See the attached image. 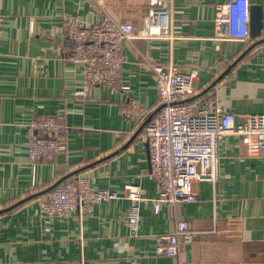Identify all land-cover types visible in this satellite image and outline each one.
<instances>
[{"label":"crops","instance_id":"1","mask_svg":"<svg viewBox=\"0 0 264 264\" xmlns=\"http://www.w3.org/2000/svg\"><path fill=\"white\" fill-rule=\"evenodd\" d=\"M225 1L0 0V264H178L156 253L155 235L181 219L195 231L182 247L189 264H264V148L255 135L221 141L219 176L193 182L197 200L164 204L159 212L151 200L159 184L144 125L158 109L159 89L150 63L198 67L192 100L232 111L239 122L264 112V0H250L263 5V28L253 37L249 20V39L217 33L216 4ZM154 8L167 12L163 35L142 33ZM105 11L134 25L123 48L125 87L93 85L78 97L82 66L67 59L72 43L64 26L72 16L99 22ZM234 19L242 25L241 7ZM132 99L153 111L128 116ZM55 112L70 125L67 149L31 162L27 124ZM77 174L119 197L47 220L41 202L50 187ZM129 184H140L147 197L137 230L128 223Z\"/></svg>","mask_w":264,"mask_h":264},{"label":"built area","instance_id":"2","mask_svg":"<svg viewBox=\"0 0 264 264\" xmlns=\"http://www.w3.org/2000/svg\"><path fill=\"white\" fill-rule=\"evenodd\" d=\"M238 7L242 8L244 15L241 26L234 19ZM166 13L163 8L152 9L144 21L142 33L163 35ZM249 20L250 0H227L216 4L214 21L219 35L249 39ZM2 24L0 14V38ZM64 32L72 43L67 59L82 66L83 88L75 91L76 96L85 95L86 89L93 85L114 89L125 87L121 83L125 62L123 48L134 32L132 22L115 19L105 11V17L95 23H86L78 16L68 17ZM261 45L264 46V41ZM150 64L156 75L159 99L157 111L144 125V134L148 141L152 175L159 184V195L151 200L159 212L164 204L197 200L193 188L195 180L216 181L219 176V144L228 135H255L258 146L264 148V112L252 114L239 122L232 111L212 102L192 100L196 93L198 67L185 71L173 62ZM153 109L132 99L124 107V112L142 119ZM69 128L64 112L30 120L27 136L31 162L54 159L66 150ZM127 189L132 199L128 223L137 230L140 203L147 197L140 184H129ZM118 197L117 191L107 187L95 188L88 175L77 174L54 186L49 198L41 202V210L49 220L77 208L92 211L97 203ZM194 232L189 220H178L171 232L155 235L156 253L174 257L178 264H189L183 257L182 247L183 243L192 241Z\"/></svg>","mask_w":264,"mask_h":264},{"label":"water","instance_id":"3","mask_svg":"<svg viewBox=\"0 0 264 264\" xmlns=\"http://www.w3.org/2000/svg\"><path fill=\"white\" fill-rule=\"evenodd\" d=\"M250 28H251V35L253 37L261 33L262 28H263V5L262 4H252V6H250ZM58 183L59 182H56L50 188L52 189Z\"/></svg>","mask_w":264,"mask_h":264}]
</instances>
